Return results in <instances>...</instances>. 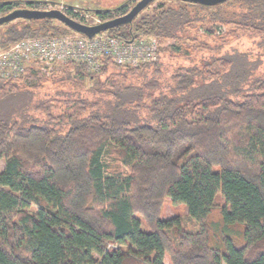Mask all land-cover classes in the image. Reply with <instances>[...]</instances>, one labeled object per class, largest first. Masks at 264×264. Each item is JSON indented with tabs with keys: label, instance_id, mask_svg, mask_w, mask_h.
<instances>
[{
	"label": "trees",
	"instance_id": "obj_1",
	"mask_svg": "<svg viewBox=\"0 0 264 264\" xmlns=\"http://www.w3.org/2000/svg\"><path fill=\"white\" fill-rule=\"evenodd\" d=\"M136 1L93 12L104 23ZM47 4L4 1L0 13ZM21 20L4 49L75 32ZM236 30L264 44V0H164L108 31L174 40L156 62L69 63L56 82L71 89L37 103L49 74L0 77V264H264V58L226 49ZM205 38L216 54L194 63L212 50ZM163 51L191 65L165 75ZM167 198L199 229L163 220Z\"/></svg>",
	"mask_w": 264,
	"mask_h": 264
},
{
	"label": "built area",
	"instance_id": "obj_2",
	"mask_svg": "<svg viewBox=\"0 0 264 264\" xmlns=\"http://www.w3.org/2000/svg\"><path fill=\"white\" fill-rule=\"evenodd\" d=\"M49 4L37 10H59L79 23L86 24L91 18L89 11L68 4L47 1ZM103 20L95 16L90 26L102 24ZM87 25V24H86ZM224 32L219 27L217 34ZM161 44L156 37L133 35L129 39L110 34L99 33L92 38L77 32L58 36H44L23 39L5 51L0 52V77L19 78L34 66H43L47 73L58 65L69 63L83 64L89 72L100 70L104 56L125 67L137 68L156 62Z\"/></svg>",
	"mask_w": 264,
	"mask_h": 264
},
{
	"label": "rangeland",
	"instance_id": "obj_3",
	"mask_svg": "<svg viewBox=\"0 0 264 264\" xmlns=\"http://www.w3.org/2000/svg\"><path fill=\"white\" fill-rule=\"evenodd\" d=\"M0 1H3V0H0ZM49 1L60 3L62 0H49ZM95 1L99 4L101 9H111V8L115 9V8L123 5L128 0H66V2L72 4V6H78L77 4H79V7L81 10L90 11L91 18L88 19V21L86 22L87 25L88 24L90 25V24L95 22V13L92 10V8H94V9L97 8L98 4L96 5ZM139 1L140 0H137L136 2H139ZM162 1H164V0L155 1L154 3L150 4L141 13H145L146 10H151V8L157 6ZM134 6H132V8ZM88 7L90 10L86 9ZM6 14H7L6 12L0 13V17L4 16ZM21 21H22L21 19H17V20L10 22L7 26H5V25L0 26V52L7 50V49H4L3 47H1V42L3 40L4 34L7 31V29H9V27L19 25V22H21ZM54 21L58 25H63L62 23H60L57 20H54ZM65 27H67V26H65ZM231 27H233V26H231ZM220 28H221V26H220ZM224 29H225V31L220 32V34H226V33H228V31H230L229 27H226ZM196 31L198 33H200L201 35H203L205 33V30L203 28H201L200 26L198 28H195L192 33L194 34V33H196ZM235 32H236V34L239 35L238 38L235 41L233 40L234 42L231 45L225 47L226 49L229 50V48L232 49L234 47L240 51H251L256 55L263 56V58H264V44H261V41L259 38L250 36L249 33L242 32L241 30H236ZM205 39H206L205 41L210 42V46H211L212 50L210 49L209 51H199V52L194 53V55H193V57L195 58L194 63L199 61L203 55H209V54L215 53L214 52L215 44H214L213 39L212 38H205ZM184 43L185 44L189 43L190 45H194L192 42H189V41L188 42L184 41ZM174 44H175L174 40H167L161 44V48L165 49V47H167L169 45H174ZM13 45H11V46H13ZM195 46H196V44H195ZM160 60L164 66V72L163 73L165 75H171L172 72L175 71V69L178 66H187L188 67L189 65H191V63L188 60H184L180 57H175V56L173 57V56L169 55V53L166 51L162 52V56H161ZM70 65L71 64H65V65H61V66L58 65L49 73H47V70H45L43 68V66H34V68L29 69V72L30 73L32 72L35 75L41 73L44 75L47 74L46 76H48V74H49V76L54 78V80H51L47 83H44L40 89L35 90L36 93H35V97L33 99L35 101L41 100V99H50L51 97L57 96V93L59 95V92L62 93L66 90H70L71 88L59 86L60 83L56 82L61 77L65 76V73H66L65 71L69 70ZM263 72H264V70H263ZM87 86H89V85H87ZM35 103H37V101ZM4 166H5V161L2 160L0 162V172L3 170ZM217 216L214 215V217L212 218V220L214 222H216ZM161 218L163 220L179 218L181 220L182 224L186 228H188L192 231L199 229V224L189 216L187 207L184 205H174V204H172V202L169 198L165 199V201L163 203V207H162V211H161ZM165 264H172L170 261V258L168 256L166 257Z\"/></svg>",
	"mask_w": 264,
	"mask_h": 264
},
{
	"label": "water",
	"instance_id": "obj_4",
	"mask_svg": "<svg viewBox=\"0 0 264 264\" xmlns=\"http://www.w3.org/2000/svg\"><path fill=\"white\" fill-rule=\"evenodd\" d=\"M155 1L157 0H140L127 14L94 26L79 23L59 10H36V9H28V8L16 9L4 16H1L0 26L8 24L17 19H24V20L51 19V20L59 21L60 23L67 26L69 29H72L73 31L79 34L92 38L99 33L109 31L111 29L117 28L122 25L132 24L133 21L141 14V12L144 11L150 4L154 3ZM181 1L196 3L204 6H215L229 0H181Z\"/></svg>",
	"mask_w": 264,
	"mask_h": 264
},
{
	"label": "crops",
	"instance_id": "obj_5",
	"mask_svg": "<svg viewBox=\"0 0 264 264\" xmlns=\"http://www.w3.org/2000/svg\"><path fill=\"white\" fill-rule=\"evenodd\" d=\"M4 1H49V0H3V1H0V2H4ZM62 2L63 3H65V4H68V5H70V3H67L66 2V0H62ZM95 3H96V5L98 4L96 1H95ZM78 6H76V7H79V4H77ZM71 6H72V4H71ZM80 8V7H79ZM86 9H88V10H90L89 9V7L88 8H86ZM112 9V8H111ZM92 10H101V8H100V6H99V4L97 5V8H92Z\"/></svg>",
	"mask_w": 264,
	"mask_h": 264
}]
</instances>
